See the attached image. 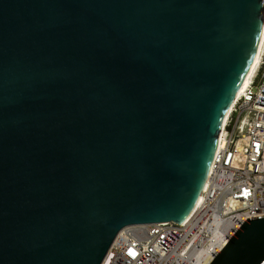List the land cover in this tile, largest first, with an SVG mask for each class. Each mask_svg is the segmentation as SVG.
Returning a JSON list of instances; mask_svg holds the SVG:
<instances>
[{
  "label": "water",
  "instance_id": "95a60500",
  "mask_svg": "<svg viewBox=\"0 0 264 264\" xmlns=\"http://www.w3.org/2000/svg\"><path fill=\"white\" fill-rule=\"evenodd\" d=\"M264 0H0V264H101L182 224L262 38ZM212 264H264V217Z\"/></svg>",
  "mask_w": 264,
  "mask_h": 264
},
{
  "label": "built area",
  "instance_id": "2783aa9c",
  "mask_svg": "<svg viewBox=\"0 0 264 264\" xmlns=\"http://www.w3.org/2000/svg\"><path fill=\"white\" fill-rule=\"evenodd\" d=\"M264 217V43L221 128L200 198L182 223L124 228L101 264H212L251 219Z\"/></svg>",
  "mask_w": 264,
  "mask_h": 264
},
{
  "label": "bare ground",
  "instance_id": "6f19581e",
  "mask_svg": "<svg viewBox=\"0 0 264 264\" xmlns=\"http://www.w3.org/2000/svg\"><path fill=\"white\" fill-rule=\"evenodd\" d=\"M263 43H264V18H263V27H262V38H261V41H260L259 46H258V48H257V52H256V56H255L254 62H253V64H252L251 68L249 69L248 73L246 74L244 80L242 81V83H241V85H240V87H239V89H238V91H237V93H236V95H235V97H234V99H233V101H232L230 107L228 108L227 113H226V115H225V117H224V120H223L222 126H223V124H224V121H225V119H226V117H227V115H228L230 109H231L232 104L236 101V99L238 98V96L240 95V93H241V92L243 91V89L246 87V85L248 84V81H249V79H250L252 73L254 72L255 68L257 67V64H258V62H259L260 51H261V48H262V46H263ZM221 128H222V127H221Z\"/></svg>",
  "mask_w": 264,
  "mask_h": 264
}]
</instances>
